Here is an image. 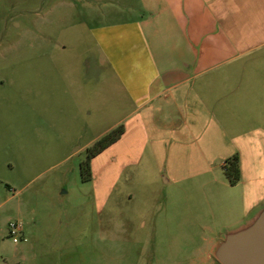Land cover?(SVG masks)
<instances>
[{"label":"rangeland","instance_id":"374dc122","mask_svg":"<svg viewBox=\"0 0 264 264\" xmlns=\"http://www.w3.org/2000/svg\"><path fill=\"white\" fill-rule=\"evenodd\" d=\"M123 3L135 0H0V264H199L183 232L170 248L157 226L199 222L219 235L235 223L224 215L240 185L207 180L183 195L136 151L123 161L109 149L121 138L82 180L87 149L114 129L90 32L101 11L120 21ZM11 223L23 227L16 245ZM194 233V245L212 234Z\"/></svg>","mask_w":264,"mask_h":264},{"label":"crops","instance_id":"0c3cea01","mask_svg":"<svg viewBox=\"0 0 264 264\" xmlns=\"http://www.w3.org/2000/svg\"><path fill=\"white\" fill-rule=\"evenodd\" d=\"M116 14L120 21L96 14L90 32L95 65L109 76L108 118L125 126L109 149L123 161L136 151L183 195L226 178L224 163L237 156L242 190L224 220L242 221L264 202V0H135ZM191 225L156 229L169 232L170 248L183 232L197 262L211 264L217 231ZM195 230L212 234L194 245Z\"/></svg>","mask_w":264,"mask_h":264},{"label":"water","instance_id":"95a60500","mask_svg":"<svg viewBox=\"0 0 264 264\" xmlns=\"http://www.w3.org/2000/svg\"><path fill=\"white\" fill-rule=\"evenodd\" d=\"M211 255L218 264H264V202L242 221L223 228Z\"/></svg>","mask_w":264,"mask_h":264},{"label":"trees","instance_id":"16d2710c","mask_svg":"<svg viewBox=\"0 0 264 264\" xmlns=\"http://www.w3.org/2000/svg\"><path fill=\"white\" fill-rule=\"evenodd\" d=\"M125 128L121 124L102 136L98 141H96L90 148L87 149L88 155L85 161L80 165L81 178L84 182L90 181L92 179L91 171V161L93 158L98 156L109 146L117 142L121 136L124 134ZM224 173L231 186H235L240 181V167L239 159L234 156L224 163Z\"/></svg>","mask_w":264,"mask_h":264},{"label":"built area","instance_id":"2783aa9c","mask_svg":"<svg viewBox=\"0 0 264 264\" xmlns=\"http://www.w3.org/2000/svg\"><path fill=\"white\" fill-rule=\"evenodd\" d=\"M9 236L13 244H18L19 239L23 236V227L19 223H11L9 225Z\"/></svg>","mask_w":264,"mask_h":264}]
</instances>
